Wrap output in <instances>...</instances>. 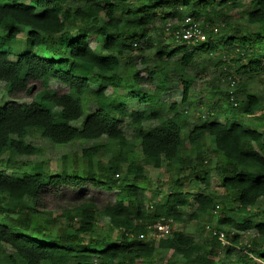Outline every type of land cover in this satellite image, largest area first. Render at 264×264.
<instances>
[{"label":"trees","instance_id":"trees-1","mask_svg":"<svg viewBox=\"0 0 264 264\" xmlns=\"http://www.w3.org/2000/svg\"><path fill=\"white\" fill-rule=\"evenodd\" d=\"M100 1L81 0L72 5L64 0H0V82L10 99L0 106V156L5 152L39 153V147L25 140L33 133L53 143L97 140L103 136L106 139L82 149L86 164L81 172L51 174L42 161L33 163L31 171L0 170V264H135L136 259L149 263L157 247L171 250L180 264H218L215 257L219 253H223L222 264H264V245H259L264 239V218L254 221L263 212L257 204L264 199V129L259 131L243 120L246 116L263 122L264 113L255 115L262 109L259 94L238 87L246 94L238 101L233 91L216 89L213 92H220L222 98L209 108L212 117L188 127L184 108L175 102L166 105L157 101L158 91L144 88L156 84L157 79L162 83L164 77L178 75L182 85L180 103L185 104L190 89L185 70L193 63L195 51L213 52L225 43L249 46L253 52L255 48L263 49L264 0H250L244 27L224 22L219 33L214 30L218 23L210 26L212 23L206 22L219 13L216 7L235 5L239 0H193L195 9L187 15L205 18L199 29L206 35V43L175 38L185 16L172 12L175 2L170 5L172 11L170 8L164 12L165 4L172 0ZM158 14L162 28L177 42L173 50L165 43L150 44ZM19 27L26 31L21 47ZM89 34L100 41L98 49L89 44ZM139 39L149 44L143 47L155 45L156 49L151 58L154 62L146 67L147 74L135 71L123 58ZM10 55L16 58L11 59ZM235 55L232 64L238 65L242 56L238 52ZM260 65V60H251L249 66L237 70L248 74ZM51 81L59 89L50 87ZM23 96H29V101L20 99ZM128 97L135 99L138 107L130 109L126 104ZM87 99L96 108L78 123ZM143 103L151 105L149 112ZM226 111L230 115L219 120L218 115ZM126 117L138 141L137 151L122 129ZM152 119L156 120L152 126H143L144 121ZM100 150L110 152L105 162L94 159ZM208 150L219 157L214 174L222 193L209 189V160L205 156ZM137 155L142 162L137 161ZM145 165L152 169L165 165L176 177L181 175L200 187L193 195L183 190V184L176 179L162 199L147 198L149 177ZM129 178L144 183H131ZM89 188L116 191L112 200L101 205L94 196L81 194L63 200L56 207L60 216L68 226L77 222L71 231L62 225L50 236L55 218L47 214L50 210L45 209L41 196L48 191H53L55 197L60 193L65 196V190L80 193ZM219 204L216 212L222 215L218 217L219 228H215L224 232L228 241L225 245L216 236L199 240L184 228L173 229L172 225L167 234L159 237L157 245L152 239H145L156 221L171 218L172 222L185 225L184 208H190L189 220L202 221ZM98 217L107 218L109 227L117 230V243L101 238L103 245H99L95 233ZM206 225L210 224L202 225L204 232ZM247 230H253L255 236L242 243L241 234ZM83 234L88 236L86 243L82 242Z\"/></svg>","mask_w":264,"mask_h":264},{"label":"rangeland","instance_id":"rangeland-1","mask_svg":"<svg viewBox=\"0 0 264 264\" xmlns=\"http://www.w3.org/2000/svg\"><path fill=\"white\" fill-rule=\"evenodd\" d=\"M20 2L28 3L30 0H19ZM81 0H64L67 4L77 5ZM103 2L102 0L100 1ZM172 2H175L172 11V7L170 6ZM250 0H239L237 4L228 3L226 6L219 8L216 7L215 10H220L219 13L211 15V21H207L206 23H212L210 26H215V23H218L214 28L216 33L221 32L224 22H232L233 24H237L239 26L244 27L245 22L247 20V14L250 8ZM171 8V11L177 15L178 13L184 15V19L188 16L187 14L191 13L194 10V3L191 0L187 5L183 3V0H172L170 3L165 4L164 12ZM192 18V17H191ZM176 17H174L175 20ZM194 22L199 26L201 22L205 21L203 16H196V19H193ZM161 18L159 14L154 18L153 21V29H152V42L154 43H165L170 50H173L177 42L173 39V36L167 34L165 30L161 26ZM222 25V26H221ZM215 33V32H213ZM21 42L19 46H23L24 40L26 38V31L24 28L19 27L18 35ZM88 41L91 47L94 49H98L100 41L95 38L92 34H89ZM144 39H139L133 46L132 50L125 53L123 58L125 62H128L133 65L134 70L140 73L147 74L146 67L150 66L154 61L151 59L152 56H155L156 49L154 47H143L147 43H144ZM208 40H205L206 43ZM149 45V44H147ZM249 46L238 47V45H229L227 43L221 44L216 51L207 52L205 49H198L194 54V61L191 65H189L185 73L187 78L190 80V89L188 94V99L185 104H181V90L182 85L180 81V77L178 75H168L164 77L162 83L157 79L156 84L152 83V85H147L144 88L148 92H152L157 90L158 97L157 101L161 100L166 103V105H170L172 103H177L181 108H184L186 114L188 115V127H190L193 123L201 122L206 118H211L213 115V111L209 112V108L216 100H220L222 98V94L220 92L214 93L213 91L218 89L219 91H233V95L237 98L238 101L244 99L246 94L243 91H239L237 88H246L248 91L255 92L259 94L260 101L262 103V109L260 111H256L255 115L259 116L260 113H264V48L259 49L255 48L254 52ZM264 47V44H263ZM245 48H248L246 51ZM142 49V50H141ZM238 54L242 56L238 65L232 64V57H236ZM241 52H243L241 54ZM180 56V53H178ZM11 59H15L14 55H10ZM251 60H260L261 65L259 69L256 68V71H252V73L244 74L238 72L237 68L240 66H249V62ZM121 67V66H120ZM124 67V65L122 66ZM121 67V68H122ZM52 88L59 89L58 84L55 81L50 82ZM90 84L94 87L98 86V83L90 82ZM237 89V90H236ZM108 91H111V87H107ZM124 89H120L122 92ZM23 101H29V96L20 97ZM10 99L7 96L4 83L0 82V106L8 102ZM221 102H225V99H222ZM126 104L130 109H134L138 107V103L135 99L128 97L126 99ZM142 107L150 111L151 105L149 103H143ZM84 114L79 119L78 123H81L83 118L89 113L93 112L96 108L95 103L91 99H87L83 103ZM209 112V113H207ZM230 115L229 111L226 113L219 114V120H223L224 116ZM243 120L248 122L253 127L257 128L259 131L264 129V120L262 123H258L256 117L249 118L244 116ZM156 120H147L143 122L144 127L152 126ZM122 129L124 135L128 141L133 140L134 145L133 149L138 150V141L134 139V129L130 124V119L126 117L123 119ZM188 130V128H187ZM28 143L37 146L40 148V152L34 155H14L9 152H5L0 156V170H6L7 173H11L12 171H31L32 164L37 161H42L44 163V169L47 170L51 174H60L62 171H70V172H81L84 170L86 160L82 157L81 151L83 148L90 147L94 144V142H106L105 137H101L97 140H75L68 143H53L50 140L42 137L39 133H33L26 137L25 139ZM209 143V142H208ZM210 146V145H209ZM208 146V147H209ZM139 154V153H138ZM191 155L194 158V150L191 151ZM205 156L209 160V174H210V186L209 189L216 191L217 193H222L223 190L219 186V178L214 174V166L219 158L218 156H214L208 150ZM110 157V152L105 150H100L97 155H95V160H101L105 162ZM137 161H143L140 155H137ZM145 171L148 174L149 182L148 188L145 190L146 197H153L156 200L162 199L165 194H167L172 187L174 186V180L177 179V182L183 184V190L191 191L193 195L196 194L200 185L195 183L194 181H189L186 178L182 179L181 175H177L173 170L166 169L165 165L160 168H149L145 165ZM176 177V178H175ZM175 178V179H174ZM131 183L135 184H143L144 181H140L134 178L128 179ZM116 191V190H114ZM105 192L99 191L93 188H89L86 190L78 192H73L71 190H65L63 196L62 193L57 194L55 197L53 191L45 192L41 196V201L45 203V209L50 210V217L55 218L54 227L52 228L53 233H50V236L54 235L55 229L58 226H66L68 231H71L72 226L76 224L77 221L71 222L68 226L67 221L64 220L63 217L60 216L59 209H56L57 206H60L66 198H73L75 194H81L84 197L94 196L95 202L98 205L104 204L108 200L113 199V192ZM191 200V198H190ZM221 207V204H219ZM40 208V206H37ZM257 208L263 210L259 217L255 218L254 221L259 218H264V199H260L257 204ZM41 209V208H40ZM190 208H184L183 210V218L185 221V225L182 223L171 222L173 229L184 228L187 232H190L196 236L199 240L204 239L207 235L210 236L206 231L204 232L202 229V225L204 223H209L212 228H219L218 217L222 215V212H213L209 215L208 219L204 218L202 221L189 220L188 214ZM225 212L228 214L229 210L225 209ZM171 219V218H170ZM214 228V230H219ZM95 233H97V239L99 240V245H103V241L101 238H107V242L109 243H117L119 241V233L116 229H111L109 227V223L107 218L98 217L95 225ZM221 231V230H219ZM255 236L253 230L244 231L241 234L242 243L250 242V240ZM82 242L86 243L88 240V236L83 234ZM160 235H154L151 231L145 236L146 240L152 239L154 243L157 245V241ZM261 245H264V239L262 240ZM257 245V247H259ZM4 248L10 251V247L6 244H3ZM220 256V257H219ZM222 256L223 253H219V255L215 257V260L218 261V264H222ZM41 264H50L47 261L42 262ZM135 264H180V261L176 255H173L171 250L161 249L157 247L156 252L150 258L149 263H142L140 259H136Z\"/></svg>","mask_w":264,"mask_h":264},{"label":"built area","instance_id":"built-area-1","mask_svg":"<svg viewBox=\"0 0 264 264\" xmlns=\"http://www.w3.org/2000/svg\"><path fill=\"white\" fill-rule=\"evenodd\" d=\"M175 38L181 39L187 42H195V41H205L206 35L199 29V26L194 22L193 18L187 17L183 20L181 23L180 30L175 31ZM219 206H216V209L214 212L217 211ZM172 222V219L167 218V219H161L159 221L154 222L151 225V232L156 235L159 234L160 236L167 234L171 228H170V223ZM150 227V226H149ZM153 228H155L156 232H154ZM215 228V227H214ZM210 225H206L205 229L206 232L210 236H216L217 239L221 242L222 245H225L228 243L226 236L224 232L221 230H214Z\"/></svg>","mask_w":264,"mask_h":264}]
</instances>
